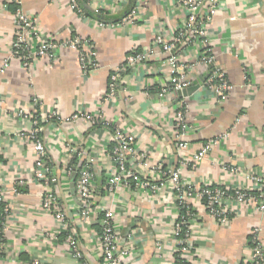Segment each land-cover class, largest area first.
I'll return each instance as SVG.
<instances>
[{
    "label": "crops",
    "instance_id": "1",
    "mask_svg": "<svg viewBox=\"0 0 264 264\" xmlns=\"http://www.w3.org/2000/svg\"><path fill=\"white\" fill-rule=\"evenodd\" d=\"M218 3L207 28L213 64L203 62L207 51L199 41L183 46L178 71L191 81L187 94L159 97L171 66L154 42L159 35L171 42L185 20L186 11L177 0H90L85 15L69 0H21L42 33L59 43L53 55L39 57L30 68L11 57L14 11L0 0V191L11 209L0 264H31L34 259L80 264L67 242L71 236L89 264H103L97 225L104 208L114 211L119 245L130 251L125 264H174L178 212L168 182H157L162 186L156 192L125 185L112 193L107 190L114 167L108 155L117 127L134 135L137 151L148 154L142 163L130 155L128 165L149 182L155 183L154 165L163 163L179 169L181 179L196 188L207 183L229 190L252 188L243 173H264V0ZM133 10L135 16L127 19ZM101 20L114 25L101 26ZM74 35L95 47L98 67L89 73L83 71L79 51L65 45ZM151 49L153 57L128 68L116 96L104 101L111 73L129 54ZM213 66L234 85L224 101L207 83ZM36 101L43 119L41 138L58 178L54 191L62 218L56 209H43L44 186L33 177L36 155L26 137ZM180 107L191 125L185 153H179L175 140L174 115ZM100 111L105 125L72 119L74 113ZM53 112L56 118L47 119ZM215 138L217 145L193 168L194 155ZM72 148L89 159L95 172L93 209L87 216L81 214L77 176L68 170L76 157ZM192 204L189 264H251L254 229L260 230L264 247V211L228 202L235 210L222 224L200 201Z\"/></svg>",
    "mask_w": 264,
    "mask_h": 264
},
{
    "label": "built area",
    "instance_id": "2",
    "mask_svg": "<svg viewBox=\"0 0 264 264\" xmlns=\"http://www.w3.org/2000/svg\"><path fill=\"white\" fill-rule=\"evenodd\" d=\"M177 1L186 11L185 20L177 28L176 34L171 42H167L161 35L157 36L154 42L155 48L159 46L164 51L166 62L171 66L169 81L159 91V97H164L165 95L186 89L191 84L189 78L181 75L178 71V52L183 46L190 42L199 41L201 46L207 51L205 57H202L203 62L206 65L213 64L212 49L207 39V28L219 10L218 0ZM6 2L16 5L14 11L15 34L12 40L11 57L19 59L25 68H30L39 57L53 55L59 43L50 36L42 33L40 27L37 25V18L23 9L21 0H6ZM69 2L73 9L83 14L82 8L78 5V0H69ZM95 11L97 13L99 12L98 9ZM135 14V10L131 11L127 19H132ZM100 25L113 26L114 24L100 21ZM65 45L79 51L84 73H89L98 67L96 51L92 41L82 39L75 35L70 41L66 42ZM153 54L154 50L152 49L150 51H134L129 54L126 61L111 73L104 101H108L116 96L123 74L128 68L149 61L153 57ZM207 83L209 88L216 93L220 101L226 100L234 89L233 83H231L222 69L215 66L212 67ZM37 107L38 102L36 101L35 109L29 116L32 128L26 137L27 141L32 145L36 155L33 177L44 186V193L42 195L43 209L49 212L55 211L56 209L58 216L62 218L63 216L57 208V198L54 191V186L57 184L58 178L55 176L53 167L47 159V150L41 138L43 119L39 116ZM56 114L57 113L53 112L47 119L56 118ZM81 117L85 118L92 125L107 124L101 111L96 115L81 112L74 113L72 119L77 120ZM174 122L176 127L175 140L177 150L179 153H185L189 147L186 136L191 129V125L184 107H180L175 112ZM113 134V144L109 149L108 156L114 167L108 174L107 190L112 193L122 185H125L129 187H147L153 192H156L164 185V180H166L175 196L177 205L178 218L173 235L176 241L177 251H179V259L182 260V262L189 263L188 259H190L193 249L191 228L195 213L193 212L194 208L192 201H200L207 212L222 224H226L229 221L231 214H233L235 210L233 206H229L228 202H234L235 205L241 207L255 205L257 209L264 211V173H243L244 177L253 183L252 188L246 186L238 187L234 190V193H231L230 190L224 186L211 185L209 183L200 188H196L192 184L181 179L179 169L173 167L166 168L163 163H158L152 168L155 178L153 180L155 183H152L149 182L147 178H141L138 171L128 165V157L130 155H134L136 160L140 163L148 158L146 152L137 151L135 147V136L127 133L120 127L114 128ZM218 142V138L206 142L201 147L200 151L194 155V158L191 160V166L193 168L197 167ZM71 150V154L79 158L81 163L78 170H75L72 166H70L68 170L70 174L74 173L77 176L76 187L79 200L82 203L81 214L87 216L93 209L95 172L89 159L85 158L82 152L74 148ZM234 171L235 173H239L237 168ZM157 182L162 185L157 184ZM204 200H206L205 203ZM0 204L4 205L2 212L0 211V217H8L11 209L10 206L5 203L2 191H0ZM184 206H187V208L186 211L182 213V208ZM101 214L102 219L100 224L103 230L98 234V241L103 264H125L126 257H128L130 251L121 249L119 245V237L115 229L114 211L110 208H104ZM6 220L0 221V251L4 250L5 245L3 239ZM252 241L253 255L251 264H264V247L259 229H254L252 231ZM67 242L80 264H89L84 259V255L80 251L75 237H69ZM183 243H185V245H182ZM179 246L180 248H178ZM31 264H43V262L40 259H34ZM174 264L181 263H177L175 258Z\"/></svg>",
    "mask_w": 264,
    "mask_h": 264
},
{
    "label": "trees",
    "instance_id": "3",
    "mask_svg": "<svg viewBox=\"0 0 264 264\" xmlns=\"http://www.w3.org/2000/svg\"><path fill=\"white\" fill-rule=\"evenodd\" d=\"M90 2V0H78V5L80 6V8H82V10H83V15H85V10H86V6H87V4ZM9 7H10V9L12 10V11H15V9H16V5L15 4H9ZM94 17H96V18H99L98 16H95L94 15ZM102 21V20H101ZM103 22H105V21H103ZM105 23H107V22H105ZM113 24H114V22H113ZM75 36V35H74ZM211 70H212V68H211ZM3 160V158L0 156V161H2ZM80 161H79V158H77V157H75L72 161H71V166L75 169V170H78V167H79V165H80ZM164 165V167H166V168H169L168 166H166L165 164H163ZM230 192L231 193H234V190H230ZM255 193V192H254ZM206 202V200H204V203ZM3 207H4V205L3 204H0V211L2 212V210H3ZM186 208H187V206H184L183 208H182V213H184L185 211H186ZM193 211H194V209H193ZM7 219V217H0V221L2 222V221H4V220H6ZM97 230L99 231V233H101L102 232V230H103V228H102V226H101V224L100 225H97ZM3 241L5 242V239H3ZM182 245H185V243H183ZM182 245H180V246H182ZM180 246L178 247V248H180ZM0 254H2V251H0ZM175 258H176V261H177V263H181V264H185L186 262H182V260H180L179 259V251H177L176 252V254H175ZM102 263H103V259H102ZM186 264H189V263H186Z\"/></svg>",
    "mask_w": 264,
    "mask_h": 264
},
{
    "label": "water",
    "instance_id": "4",
    "mask_svg": "<svg viewBox=\"0 0 264 264\" xmlns=\"http://www.w3.org/2000/svg\"><path fill=\"white\" fill-rule=\"evenodd\" d=\"M186 89H187V88H186ZM186 89L180 90V91H178V92H179V93H182V94H184V95H186V94H187Z\"/></svg>",
    "mask_w": 264,
    "mask_h": 264
}]
</instances>
